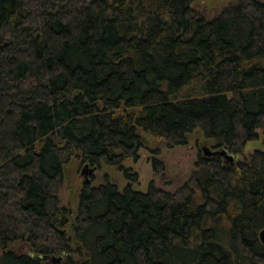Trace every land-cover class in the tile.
<instances>
[{
  "label": "trees",
  "instance_id": "1",
  "mask_svg": "<svg viewBox=\"0 0 264 264\" xmlns=\"http://www.w3.org/2000/svg\"><path fill=\"white\" fill-rule=\"evenodd\" d=\"M193 4L0 0V264H264V149L200 153L174 192L124 164L143 134L232 155L264 135V0ZM73 159L129 184L93 173L65 207Z\"/></svg>",
  "mask_w": 264,
  "mask_h": 264
},
{
  "label": "rangeland",
  "instance_id": "2",
  "mask_svg": "<svg viewBox=\"0 0 264 264\" xmlns=\"http://www.w3.org/2000/svg\"><path fill=\"white\" fill-rule=\"evenodd\" d=\"M238 0H194L193 8L208 20L215 18L227 6L236 4ZM258 141L247 144L243 155H234L236 161L249 156L257 149H264V135L259 132ZM145 148L139 152L137 162L126 161L124 164L138 175L137 183L133 187L136 190L147 191L149 185L154 183L157 187L174 192L189 180L196 170V162L200 153H216L222 149H213L212 142L207 140L199 129L188 135V144L185 146L169 147L166 142L159 140L150 134H143ZM159 152L156 156L153 152ZM207 153V154H208ZM159 159L163 164V171L155 173L152 163ZM224 157V156H223ZM225 159V157H224ZM90 167L83 165L79 159H73L65 167V182L60 190L61 204L72 210H76L81 187L85 181H90ZM94 184L104 183V177L123 190L128 184L123 172L117 167L102 164L101 169L94 171ZM18 243L12 244L10 249H17Z\"/></svg>",
  "mask_w": 264,
  "mask_h": 264
},
{
  "label": "water",
  "instance_id": "3",
  "mask_svg": "<svg viewBox=\"0 0 264 264\" xmlns=\"http://www.w3.org/2000/svg\"><path fill=\"white\" fill-rule=\"evenodd\" d=\"M214 155H218V156H224L226 158V160H229V161H233L234 160V155L230 154L227 150H221V151H218L216 153H214ZM95 169H91L89 171L90 174L94 173Z\"/></svg>",
  "mask_w": 264,
  "mask_h": 264
}]
</instances>
